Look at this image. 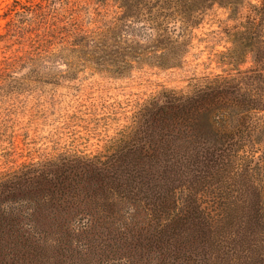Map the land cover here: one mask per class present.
Listing matches in <instances>:
<instances>
[{
  "label": "trees",
  "instance_id": "obj_1",
  "mask_svg": "<svg viewBox=\"0 0 264 264\" xmlns=\"http://www.w3.org/2000/svg\"><path fill=\"white\" fill-rule=\"evenodd\" d=\"M151 1H123L113 43L101 49L122 62L140 59L145 40L147 54L165 56L174 41L165 20L182 23L213 3L243 0ZM256 1L259 19L238 32L237 44L264 53L257 40L264 0ZM142 7L153 10L137 16ZM130 20L144 27L119 33ZM263 178L264 69L187 92L164 90L137 110L107 154L48 161L0 179L1 254L43 264L47 246L71 244L97 264H264ZM209 191L231 209L207 212L200 198ZM221 230H230L225 242Z\"/></svg>",
  "mask_w": 264,
  "mask_h": 264
},
{
  "label": "rangeland",
  "instance_id": "obj_2",
  "mask_svg": "<svg viewBox=\"0 0 264 264\" xmlns=\"http://www.w3.org/2000/svg\"><path fill=\"white\" fill-rule=\"evenodd\" d=\"M123 1L127 6L129 0H0V179L48 161L107 154L130 131L137 110L161 91L187 92L264 69L258 63L264 53L237 44L238 32L259 19L256 0L213 3L182 23L167 19L174 41L165 56L147 54L151 43L141 40L142 57L122 62L101 48L113 43ZM24 6L28 15L20 12ZM135 10L140 16L153 9ZM126 25L132 30L119 33L144 27L137 20ZM204 193L200 203L212 215L231 209L221 193ZM229 231H217L218 238L227 241ZM52 246L43 264H97L71 244ZM1 247L0 264H23L3 256ZM23 257L26 264L41 260Z\"/></svg>",
  "mask_w": 264,
  "mask_h": 264
}]
</instances>
